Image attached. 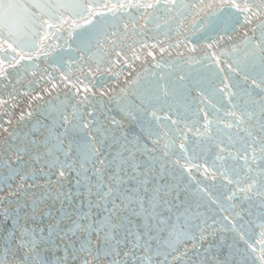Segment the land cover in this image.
<instances>
[{"label":"snow or ice","instance_id":"1","mask_svg":"<svg viewBox=\"0 0 264 264\" xmlns=\"http://www.w3.org/2000/svg\"><path fill=\"white\" fill-rule=\"evenodd\" d=\"M0 264H264V0H0Z\"/></svg>","mask_w":264,"mask_h":264},{"label":"water","instance_id":"2","mask_svg":"<svg viewBox=\"0 0 264 264\" xmlns=\"http://www.w3.org/2000/svg\"><path fill=\"white\" fill-rule=\"evenodd\" d=\"M112 114H113V115H116V116H117V119L120 118V116L118 115V113L113 112ZM225 235H226V236H230L231 234H230V233H225Z\"/></svg>","mask_w":264,"mask_h":264}]
</instances>
